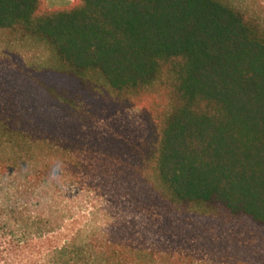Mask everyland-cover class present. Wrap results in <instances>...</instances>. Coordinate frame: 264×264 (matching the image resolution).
Segmentation results:
<instances>
[{"label":"trees","instance_id":"1","mask_svg":"<svg viewBox=\"0 0 264 264\" xmlns=\"http://www.w3.org/2000/svg\"><path fill=\"white\" fill-rule=\"evenodd\" d=\"M8 52L26 60L0 62V264H264L260 16L233 0H0ZM126 108L143 141L88 133Z\"/></svg>","mask_w":264,"mask_h":264},{"label":"rangeland","instance_id":"2","mask_svg":"<svg viewBox=\"0 0 264 264\" xmlns=\"http://www.w3.org/2000/svg\"><path fill=\"white\" fill-rule=\"evenodd\" d=\"M237 5L248 10L250 13H254L262 18L264 21V0H233ZM75 0H44L46 7L48 8H62L72 5ZM22 59L26 60L25 57H20V54L8 52L7 58L5 53L0 55V62L2 66L7 64H14L20 62ZM148 132L147 122L143 116L142 110L140 108H126L119 110L112 115L102 118L97 122H94L92 129L88 130L90 135H104L107 137H113L116 139H123L132 143H138L143 141ZM23 181V180H22ZM31 188L36 189L41 196H47L48 199H55L60 193H63L67 198L70 196L76 198L75 201L80 204H94L103 210L114 223H124L130 221H138L144 224H153L151 220L147 217L139 218L138 216L130 215L129 213L120 210L117 206L111 204L105 197H96L93 194L87 192H80L77 188L66 186H48L49 189L44 188L42 192V187L35 183H28ZM77 190V193L75 192ZM48 191V192H46ZM46 198V197H45ZM139 219V220H138ZM210 264V263H205Z\"/></svg>","mask_w":264,"mask_h":264}]
</instances>
